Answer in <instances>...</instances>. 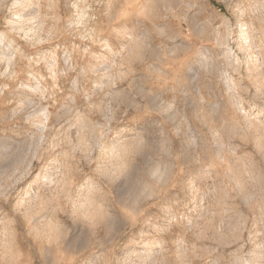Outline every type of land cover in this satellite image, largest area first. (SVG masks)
<instances>
[{
  "label": "rangeland",
  "instance_id": "1",
  "mask_svg": "<svg viewBox=\"0 0 264 264\" xmlns=\"http://www.w3.org/2000/svg\"><path fill=\"white\" fill-rule=\"evenodd\" d=\"M0 264H264V0H0Z\"/></svg>",
  "mask_w": 264,
  "mask_h": 264
}]
</instances>
